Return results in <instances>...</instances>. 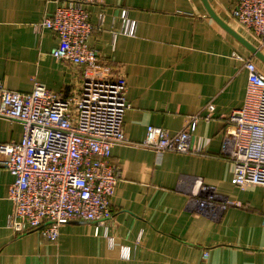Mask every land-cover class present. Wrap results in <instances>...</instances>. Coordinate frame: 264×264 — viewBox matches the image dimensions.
<instances>
[{
	"label": "crops",
	"instance_id": "obj_1",
	"mask_svg": "<svg viewBox=\"0 0 264 264\" xmlns=\"http://www.w3.org/2000/svg\"><path fill=\"white\" fill-rule=\"evenodd\" d=\"M61 1L0 0V81L8 89L28 92L39 83L64 98L80 89L86 68L56 60L57 36L37 27ZM235 3L206 0L214 17L202 0L84 5L95 27L88 44L98 54L97 72L121 76L127 86V142L111 150L121 172L111 197L113 240L103 226L84 221L62 225L55 241L39 231L14 233L7 225L12 175L0 169V264H264V186L232 185L233 164L221 154L227 118L242 105L247 81L234 54L252 57L264 73V64L220 25L264 54L258 38L231 17ZM122 9L137 21L134 37L112 33ZM209 105L214 110L205 118ZM192 115L200 117L192 152L140 146L148 125L177 132ZM21 136L20 123L0 118V142ZM203 186L214 189L215 200Z\"/></svg>",
	"mask_w": 264,
	"mask_h": 264
},
{
	"label": "built area",
	"instance_id": "obj_2",
	"mask_svg": "<svg viewBox=\"0 0 264 264\" xmlns=\"http://www.w3.org/2000/svg\"><path fill=\"white\" fill-rule=\"evenodd\" d=\"M96 1L62 0L53 15L37 25L57 36L51 49L56 60L86 68L80 89L71 97H61L39 83L28 92L14 91L0 81V118L22 126L20 140L0 142V169L12 175L7 225L14 233L39 231L44 239L55 241L62 225L84 221L103 226L109 242L113 240L111 197L121 172L111 161V150L127 142L123 129L127 86L121 76L97 72L98 54L88 44L95 27L84 6ZM230 14L264 48V0H236ZM136 30L137 21L122 9L114 37H134ZM234 57L243 63L247 81L242 105L227 118L221 154L233 164L232 185L245 189L264 186V73L252 57L238 53ZM213 110L209 105L205 118ZM199 118L190 116L177 132L148 125L140 146L156 153H190ZM201 191L207 199H216L213 188L203 186ZM207 256L204 252L203 259Z\"/></svg>",
	"mask_w": 264,
	"mask_h": 264
},
{
	"label": "water",
	"instance_id": "obj_3",
	"mask_svg": "<svg viewBox=\"0 0 264 264\" xmlns=\"http://www.w3.org/2000/svg\"><path fill=\"white\" fill-rule=\"evenodd\" d=\"M202 1L205 5L207 11L209 12V14L214 17L213 11L211 9H209L207 4H206V0H202ZM220 25H222L225 29H227L242 45H244L257 59H259V61L261 63L264 64V54L262 53V51L260 49L253 46L251 43H249L247 40H245L243 37H241L239 34L234 32L233 30H231L229 27H227L223 23L220 22Z\"/></svg>",
	"mask_w": 264,
	"mask_h": 264
}]
</instances>
